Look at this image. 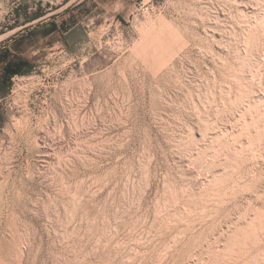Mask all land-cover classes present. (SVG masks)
I'll return each instance as SVG.
<instances>
[{
    "label": "rangeland",
    "instance_id": "1",
    "mask_svg": "<svg viewBox=\"0 0 264 264\" xmlns=\"http://www.w3.org/2000/svg\"><path fill=\"white\" fill-rule=\"evenodd\" d=\"M18 43L0 264H264V0H0Z\"/></svg>",
    "mask_w": 264,
    "mask_h": 264
},
{
    "label": "trees",
    "instance_id": "2",
    "mask_svg": "<svg viewBox=\"0 0 264 264\" xmlns=\"http://www.w3.org/2000/svg\"><path fill=\"white\" fill-rule=\"evenodd\" d=\"M40 17L36 15L33 21ZM0 65V91L9 89L15 77L27 75L34 68L32 60L8 48L0 50Z\"/></svg>",
    "mask_w": 264,
    "mask_h": 264
},
{
    "label": "crops",
    "instance_id": "3",
    "mask_svg": "<svg viewBox=\"0 0 264 264\" xmlns=\"http://www.w3.org/2000/svg\"><path fill=\"white\" fill-rule=\"evenodd\" d=\"M19 43L13 45L12 47H10L8 49H10L11 51L16 52V53H18V54H20V55H22L24 57L22 50H20V46H19L20 44ZM0 67H1V65H0Z\"/></svg>",
    "mask_w": 264,
    "mask_h": 264
}]
</instances>
